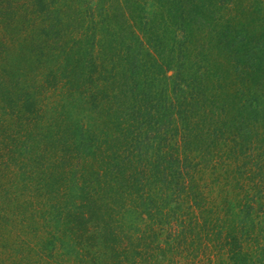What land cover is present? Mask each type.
<instances>
[{
	"label": "rangeland",
	"instance_id": "1",
	"mask_svg": "<svg viewBox=\"0 0 264 264\" xmlns=\"http://www.w3.org/2000/svg\"><path fill=\"white\" fill-rule=\"evenodd\" d=\"M23 1L29 0H3V3H10L11 11L19 18ZM47 1L61 8L70 3L77 9L78 17L84 13L88 20L92 15L97 26L107 23L111 31L104 38L112 41L106 45L103 56L110 77L115 73L111 66L131 53L135 57L144 49L147 53L140 52V57L149 55L156 60L174 57L179 61L183 48L192 43L198 46V55L194 52L192 56L190 79H194L193 73L196 76L203 73L202 84L190 80L192 93L187 95L184 118L179 114L171 120L170 116L155 115L154 108L141 107L136 116L150 128L145 124L140 130L139 152L145 150L144 139L153 136V132L164 139L172 138L169 144L173 145L172 150L175 147L174 151L178 150L181 138L193 124L186 114L193 117L199 109L206 110L210 106L208 100L215 101L218 109L209 120L216 119L215 125L206 127L195 143L201 149L179 150L180 166L194 174L199 185L198 190L193 188L201 192L200 199L193 198L197 203L182 196V189L175 190L174 196L167 190L166 198L158 192L148 199L141 187L133 192L135 188L127 179L121 180L123 192L111 191L106 199L105 191L98 195L93 190L99 186L98 180L104 186L106 175L97 179L95 173L107 163L106 159L95 169L92 158V166L84 169L85 182L76 178L82 186L78 187L80 194L75 193V181H70L73 184L62 186L72 185L73 192H54L52 197L50 186L41 177L50 170H44V164H52V171L63 168L70 177L81 170L78 160L63 157L59 147L50 149L53 143L74 134L77 143L81 127L88 122L82 106L67 108L68 102L64 103L63 95H73L75 84L50 89L38 109L30 105L29 122H23L19 111L5 107L0 95V264H264V0H172L170 19L160 9L161 0H44ZM191 1L197 3L194 10ZM29 10L26 15L35 20L36 11ZM77 22L74 38L88 42L92 52L101 56L98 38L102 34L96 31L93 37L91 24ZM17 28L19 25L13 22L0 23V80L22 81L27 88L31 82L45 84L43 79L52 76L62 81L70 79L72 83L74 78L68 76L76 74L66 67L67 63L61 68V63L54 60L58 58L55 51L51 52L52 57H41L32 49L28 31L17 33ZM187 31L191 36H187ZM214 31L216 38L211 36ZM173 73L181 77V72L172 70L166 75ZM110 77L106 73L104 86L108 94L113 85L109 84ZM147 80L149 85L157 84L160 92L166 87L169 96H173L170 89L178 90L167 78ZM156 87L151 88L159 93ZM125 88L121 85L120 91ZM196 89L199 93H195ZM25 90L28 91L22 88ZM59 92L64 93L59 96ZM109 99L107 96L106 101ZM109 101L112 109L114 100ZM253 107H258L257 115ZM225 108L233 109L225 112ZM19 110L28 112L24 106ZM225 116L226 122L218 125L217 119ZM129 121L130 118L126 124ZM91 122L90 126H95ZM107 122L109 127L111 119ZM20 141H26L28 149L17 146L19 153L7 152ZM75 150L74 146L68 154L79 157ZM127 155V149L122 150L120 158ZM49 157L51 160L46 161ZM60 157L65 158L63 164L56 162ZM20 160L26 164L18 165ZM108 163L107 166L115 168L114 158ZM53 180V186L61 182L55 176ZM164 182L160 181L162 185ZM228 185L235 189H229ZM225 188L229 189L227 194L222 193ZM80 202L88 204L84 214H91L85 217L87 222L80 223L77 218L71 226L62 221L59 208ZM246 210L255 212L258 224L252 228L245 224ZM178 212L184 213L182 217L174 216ZM64 245L74 251L67 254Z\"/></svg>",
	"mask_w": 264,
	"mask_h": 264
},
{
	"label": "trees",
	"instance_id": "2",
	"mask_svg": "<svg viewBox=\"0 0 264 264\" xmlns=\"http://www.w3.org/2000/svg\"><path fill=\"white\" fill-rule=\"evenodd\" d=\"M36 1L37 2H35V0H29L21 2V14L18 18L15 11L13 10L14 13L11 11V4L7 3L4 5L3 0H0L3 9L0 12V23L6 24L7 22L10 24L13 22L18 24L19 28L16 29V32L18 33L21 31L22 33L28 31V36L30 38L29 41L31 40V43L33 44L32 49L35 50L36 53L39 52L41 57H52L51 52L55 51L54 54L58 55V58L55 57L54 60L61 63V68L62 66L64 68L67 63L66 67H69L70 71L75 72L74 74H76V76H68L71 79L74 78L72 83L70 79L62 81L54 78L55 76H52L51 79H43L45 84L41 83L40 85L39 83L38 85H34V82L29 83L31 84L29 88L23 86L22 84L24 83L22 81H11L10 79L3 81V78H1L0 95L1 101H3L5 107L8 105V107H10V109L12 108L15 112L16 110L19 111V117L24 119L23 122H29L30 110L32 107L30 105H36L38 109L40 102H42L44 98L47 99L46 97L49 94L48 91L50 89H63V85L75 84V88H72L75 89V93H73V95H63L64 92H59L57 94L59 96H65L63 99H65L64 103L68 102L67 108H70L71 106H82L84 108V117L88 122L85 123L84 127H81V133L78 134L81 139L77 141V143V136L74 134L67 139H63L60 142L58 141L56 144L53 143L50 149L59 147L62 150L61 152L63 157L65 156L67 158L78 160L81 170L78 171V174H76L77 176H74L72 173L70 177L65 175L64 172H66V170L63 168L56 171L54 169V171H52V164H44L43 169L46 170L49 168L50 170L45 176L41 177L46 180L45 183L50 186L49 188L51 189V192L49 193H52V197L54 192H57L58 194H66L70 191L73 192L74 187H72V185L62 186L63 183L73 184V182L70 183V181H75V193L77 194V192H79L80 194L82 186L77 184L76 178L85 182L84 169L86 166H92V158L95 169H99V166H102L101 163H105L106 159L107 163L101 168L104 170L100 169L97 171L98 173H95L97 179H102V177L104 178V174L106 175L102 183L104 186L101 187V181L98 180L99 186L93 189L97 194L99 193L98 195H102L105 191L106 199L108 193L111 191L114 192V190H117L115 191L116 193H119V191L120 193L123 192V187H125L122 186L121 180L123 179H127L128 184L135 188L133 189V192H135V190L138 192V188L141 187V192L143 194L147 193V196L149 197H147L148 199H150L154 194L156 195L158 192L163 198H166L167 190L170 192L169 194L174 196V192H176L175 190L177 189H182L183 194L181 195H185V197L189 200L198 196L200 199L202 197L200 195L201 192L193 189L197 188L198 190L199 187L194 174L180 166L179 150L185 147L189 150L192 148L198 150L201 149L202 146L195 143L197 142L199 136L202 135V131H204L206 127H209V125H215L216 119L213 122H209L210 118L213 119L214 114H216V110L218 109L215 105V101L213 102L212 100H208L210 103L209 108L204 111L199 109L194 113L195 115L193 117L187 113L188 110L186 111L187 117L193 121V124H191L192 126L188 128L186 133L184 132L185 134L181 138V144L178 150L174 151L176 147L172 150L173 145L170 146L169 144V141H171L172 138L164 139L162 138V135L155 134L154 132L152 134L154 137L150 136L151 139L150 137H146L144 139L147 141L145 150L143 149L139 152L141 145L137 144L139 140V133L143 125L146 124V127L150 128L147 122L143 123L140 117H137L141 113V107L144 108L145 105H147V109L149 110L154 108L155 115H162L167 118L170 116L171 120H175V117L179 116V114L184 118V106L186 100L188 99L187 95L192 93L190 90V80L193 82L194 80H197L198 83L202 84L203 73L197 76L193 73L192 76L194 79H190V70L194 65L192 56L194 52L197 54V51H199L198 46L192 43L183 48L179 61H176L174 57L165 59L161 57L159 59L160 61L153 57L150 58L149 55L148 58L140 57V52H143L144 49L135 54V57L134 54L132 57L131 53V57L125 56L124 58H120V60L115 62V66H111V68L115 69V73L112 75L113 77H110V73H108L109 71L107 72V61L103 56V54H105L104 50H106V45H110L108 42L112 41H108V39L104 38L105 34L107 37V33L111 31L107 23L104 21L100 24V26H97L91 14L88 20L85 19L84 13L81 14L82 17H78L77 9L72 8L70 3H65L64 8H61L57 5V3L52 1ZM191 2V9H196L197 3L193 1ZM160 4L162 5L160 9L164 11L163 13L170 19L172 0H161ZM28 5H30V7H28ZM4 6L7 7L5 8ZM31 8H34L36 11L35 20L26 15ZM107 17L108 15L103 16L102 19ZM77 20L81 23H83V21H87V24H91L93 37L96 34V31L98 32V35H100L99 33L102 34L98 38V45H102V49L99 50L101 56L99 53L96 54L92 52L91 44L88 42L82 43L74 38L73 34L76 32L74 25L78 23ZM147 29L148 28L145 29V32ZM214 33L215 31L212 34L210 32L211 36L216 38V34ZM188 35L191 36L189 31H187V36ZM135 37L132 38H134L137 41V44L140 45L141 42H138V39ZM142 45L143 44H141V47ZM158 45L160 46V44ZM46 48H49V50ZM129 58L132 61H130ZM177 67L178 70L176 71ZM180 68L182 70L179 71ZM169 70H172L175 73L181 72V77L177 78L174 73L166 75ZM214 70H216V68ZM106 73L107 78L109 79L110 77L109 84H113L110 89L111 94H108L106 86H104L107 82ZM147 78L157 81H164L167 78V81L173 83L174 89L178 87V90L172 91L170 89L173 96H169V91L166 87L164 88L163 86V90L160 92V89L156 87L157 84L152 82L153 84L149 85L150 82H148L149 79L147 80ZM121 85L126 86L122 92L120 91ZM152 85L157 88L159 93H157L155 89L151 88ZM22 88H26L28 91L25 90L24 92L22 91ZM44 88L45 90H42ZM116 90L117 92H115ZM199 90H201V88ZM199 90L196 89L195 93H199ZM118 92L120 93V96H118ZM32 94H34V97ZM230 94H232V92ZM107 96L114 100L112 102L114 104V106L112 105V109L109 105L110 99L106 101ZM262 97H264V95ZM202 100H204V98H202ZM152 101H156L153 106L150 104ZM262 101L264 102V98ZM258 105L259 103L257 106ZM20 106H24L28 112H20ZM257 108L258 107H253L252 109L255 115H257ZM231 109L233 108H225L223 111L227 112ZM128 117L130 118V121L126 124V120L129 119ZM110 119L111 122L108 127L107 121ZM91 120L94 122L95 126H90L92 124ZM226 120V116L222 119H217V121H219L218 123L223 122V124ZM218 125L222 124L220 123ZM47 136L51 137V134H48ZM261 137L263 139L262 135ZM25 142L26 141L16 142L17 145L15 144L14 146H11L7 152L19 153L20 151L17 150V146L28 149L27 143ZM77 145L79 146L77 147ZM74 146L76 147V155L79 156L76 158L68 154L70 150L73 152ZM126 149L129 152V155L121 159L120 154L122 153V150ZM109 150H112L110 154L108 153ZM16 158L17 157L13 158L14 163H17V160H15ZM113 158L115 168H110L107 165H109L108 162L113 161ZM50 160V157L46 158V161ZM64 160L65 158L60 157L56 162L57 164H63ZM21 161L22 160H20V164L18 165L26 164ZM66 164L70 166L68 161ZM155 165H157V167ZM53 176L57 177L58 180L61 181L59 185L53 186ZM160 181H165V184L162 185ZM160 186H163L164 188ZM228 186L230 187L229 189H235L233 185ZM78 187L81 189L79 190ZM228 190L225 188L222 193L227 194V192H229ZM179 197L181 198V196ZM193 202L197 203L194 199ZM106 203L108 202L106 201L105 204ZM86 208H88V204H85L84 202H80V204H77L76 206L71 205L70 207L64 206L59 208L61 211L60 214L62 221L71 226H73V220H77V218L80 219V223L84 221L87 222V218L85 219V217H88L91 213L88 212L87 215L84 214L87 211ZM183 214V212H178L177 214H174V216H181ZM244 221L245 224H248L247 227L251 228L258 224L254 210H246ZM76 223H78V221ZM234 226L232 227L235 228ZM76 230L80 231L81 229L77 228ZM63 248V251L67 254L74 251L70 250L72 248L65 245Z\"/></svg>",
	"mask_w": 264,
	"mask_h": 264
}]
</instances>
